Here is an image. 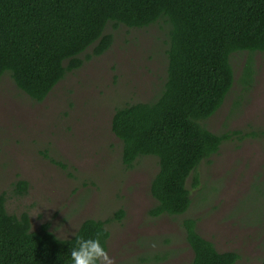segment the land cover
I'll return each mask as SVG.
<instances>
[{"label": "rangeland", "instance_id": "obj_1", "mask_svg": "<svg viewBox=\"0 0 264 264\" xmlns=\"http://www.w3.org/2000/svg\"><path fill=\"white\" fill-rule=\"evenodd\" d=\"M112 47L70 73L42 103L20 92L9 76L0 81V194L8 213L30 215L32 229L48 223L59 238H71L87 219L112 220L107 253L112 264H192L181 226L197 230L221 253L236 252L237 264L264 259V54L255 56L247 89L241 82L246 55L232 59L235 83L206 127L215 134L240 131L198 173L201 186L187 188L190 210L180 217H150V187L159 166L144 157L122 163V143L111 131L113 115L126 104L156 97L166 77L167 31L114 29ZM61 163L66 168L61 167ZM29 183L24 197L10 194L17 180ZM156 255L164 257L157 263Z\"/></svg>", "mask_w": 264, "mask_h": 264}, {"label": "trees", "instance_id": "obj_2", "mask_svg": "<svg viewBox=\"0 0 264 264\" xmlns=\"http://www.w3.org/2000/svg\"><path fill=\"white\" fill-rule=\"evenodd\" d=\"M159 23L168 37L162 88L151 101L116 109L111 131L122 143L127 168L144 157L158 161L149 216L176 218L192 206L188 179L199 188L200 165L211 163L224 143L241 135L215 134L205 123L234 86L236 55H246L241 82L247 89L253 82L255 56L264 54V0H0V81L9 76L20 92L42 103L68 74L112 47L109 25L145 30ZM28 192L29 183L19 179L10 194L24 197ZM8 198L7 191L0 194V264H70L77 236H99L107 251V224L125 216L119 210L109 220L87 219L64 239L48 223L34 231L27 212L8 213ZM181 226L192 264L239 261L236 252L221 253L202 237L197 220L185 219ZM166 258L156 255V262Z\"/></svg>", "mask_w": 264, "mask_h": 264}, {"label": "clouds", "instance_id": "obj_3", "mask_svg": "<svg viewBox=\"0 0 264 264\" xmlns=\"http://www.w3.org/2000/svg\"><path fill=\"white\" fill-rule=\"evenodd\" d=\"M70 264H112V260L99 236H77L70 250Z\"/></svg>", "mask_w": 264, "mask_h": 264}]
</instances>
